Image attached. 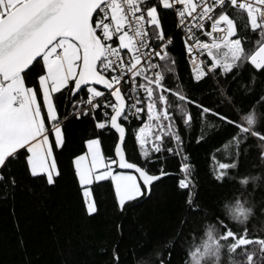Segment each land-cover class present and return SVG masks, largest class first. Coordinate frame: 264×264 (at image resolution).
Returning <instances> with one entry per match:
<instances>
[{"label":"snow or ice","instance_id":"1","mask_svg":"<svg viewBox=\"0 0 264 264\" xmlns=\"http://www.w3.org/2000/svg\"><path fill=\"white\" fill-rule=\"evenodd\" d=\"M165 10L176 20L171 35L161 24ZM236 13L255 34L254 49L245 48ZM175 36L186 79L168 50ZM238 95H256L264 105V0H0V200L12 201V216L17 205L51 212L48 201L67 183L75 190L73 211L87 222L108 212L100 191L107 183V264H189L195 253L185 250V234L194 240L197 222L209 217L227 255L264 264V227L255 219L232 223L219 207L223 196L252 189L249 179L264 173V124L252 127L251 116L236 108ZM81 119L93 130L65 157L67 127ZM193 130L196 144L213 142L211 201L191 178L185 133ZM169 156L180 160L176 175L166 170ZM164 192L178 201L179 230L153 236L141 228L135 246L124 247L116 220ZM256 213L264 217V195ZM72 243L62 264H88L72 259Z\"/></svg>","mask_w":264,"mask_h":264},{"label":"trees","instance_id":"2","mask_svg":"<svg viewBox=\"0 0 264 264\" xmlns=\"http://www.w3.org/2000/svg\"><path fill=\"white\" fill-rule=\"evenodd\" d=\"M161 24L164 31L171 35L176 32L174 18L170 11H161ZM236 17L237 31L239 35L246 36L244 46L246 49H254L255 34L250 28L245 29L246 18L239 13ZM170 54L178 61L177 72L182 79L187 77V67L184 62V51L180 36H175L173 44L169 46ZM166 76L171 74L165 73ZM175 84V80L172 81ZM236 108L244 110L256 108L264 111V105L257 102V96L238 95L235 101ZM229 111V109H225ZM264 124V123H262ZM93 122L89 119L74 121L67 127L69 140L68 148L65 150V157L76 148L82 146V140L89 137L93 130ZM196 131L193 130L191 136L185 133L186 151L190 154V159L195 165L192 179L198 182L201 189V196L206 200H213L217 193L212 189V177L209 174L212 161L210 159V148L213 143H195ZM129 148L134 149L136 154L139 147L135 144L134 138L128 137ZM160 155V154H154ZM179 158L172 159L170 156L165 164L166 170L176 175L179 173ZM67 166V160L63 161ZM168 184L172 180L167 181ZM251 188L245 192H238L240 196L247 197ZM101 193L109 198L108 212L104 217H95L83 222L79 219V213L73 211L76 204L75 190L65 183L62 187L59 199L53 196L48 203L52 206V211L33 213L20 208L17 205L16 215H10L11 200H0V264H62V257L67 255L68 242L72 241V259L76 261L85 260L88 264H107L108 256L104 254L107 241L112 234L113 223L110 219L111 190L107 183L100 189ZM264 193L256 191V199H260ZM236 199V194H228L222 197L220 205L225 201L231 203ZM251 200H249V203ZM178 201L170 192H164L161 196L141 204L133 209L128 216L116 220V223H123L125 238L122 244L126 248L135 246L134 240L141 238L142 228L150 232L153 236L162 234L175 226L179 230V223L176 220L178 215ZM64 217L66 219H61ZM208 220H212L211 217ZM257 224L264 222V217L258 216L255 219ZM17 224L19 228H17ZM203 225V224H202ZM197 222V227H202ZM55 228L53 232L52 229ZM254 230L256 229L254 226ZM200 232V231H199ZM184 247L191 246L194 241L190 240L191 232H186ZM199 235V234H198ZM197 235V236H198ZM24 244L21 246L20 241ZM82 242V243H81ZM63 246V248L61 247ZM129 261L133 260V254L129 252Z\"/></svg>","mask_w":264,"mask_h":264},{"label":"clouds","instance_id":"3","mask_svg":"<svg viewBox=\"0 0 264 264\" xmlns=\"http://www.w3.org/2000/svg\"><path fill=\"white\" fill-rule=\"evenodd\" d=\"M245 115L251 116L252 127H256L264 123V111L252 108ZM256 180L249 179L252 184V189L247 197H241L236 193V199L231 203L225 201L220 205V211L224 217L235 224L247 223L258 217L256 209L259 200L254 197L255 191L261 190V185L264 183V173H254ZM246 187V185H245ZM249 200L251 202L249 203ZM258 227H264V222L258 224ZM191 240V239H190ZM191 246H186V251L195 253V257L188 256L189 264H242L239 256L226 254L227 250L220 243L219 230L213 220H207L203 223L199 235L193 240ZM207 245V246H206Z\"/></svg>","mask_w":264,"mask_h":264},{"label":"built area","instance_id":"4","mask_svg":"<svg viewBox=\"0 0 264 264\" xmlns=\"http://www.w3.org/2000/svg\"><path fill=\"white\" fill-rule=\"evenodd\" d=\"M197 2V0H193V3H196ZM168 11H170V10H168ZM171 13H172V15H173V18H174V24H175V29H176V20H175V16H174V13L172 12V11H170ZM209 30H211L210 28H209ZM213 36H216V33H213ZM202 39H205L206 40V42H211V40H212V37H207V38H205V37H201ZM233 38H235V37H233ZM181 39V38H180ZM183 47V46H182Z\"/></svg>","mask_w":264,"mask_h":264},{"label":"rangeland","instance_id":"5","mask_svg":"<svg viewBox=\"0 0 264 264\" xmlns=\"http://www.w3.org/2000/svg\"><path fill=\"white\" fill-rule=\"evenodd\" d=\"M226 51V50H225ZM220 55H223V52H220ZM138 146V145H137Z\"/></svg>","mask_w":264,"mask_h":264}]
</instances>
